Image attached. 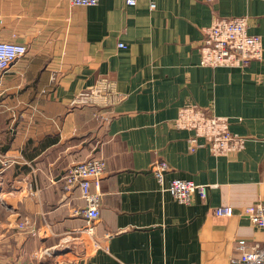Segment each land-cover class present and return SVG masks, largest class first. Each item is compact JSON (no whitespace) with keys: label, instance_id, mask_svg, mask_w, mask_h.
<instances>
[{"label":"crops","instance_id":"1","mask_svg":"<svg viewBox=\"0 0 264 264\" xmlns=\"http://www.w3.org/2000/svg\"><path fill=\"white\" fill-rule=\"evenodd\" d=\"M236 17L264 49V0H0V41L28 49L0 88V264H238L239 241L264 244L244 216L264 202V52L244 68L201 64L204 34ZM191 106L228 119L243 149L191 152L194 133L175 124ZM92 158L106 171L88 235L81 192L61 181ZM175 179L207 185L206 199L179 203ZM25 219L38 236L16 229Z\"/></svg>","mask_w":264,"mask_h":264},{"label":"built area","instance_id":"2","mask_svg":"<svg viewBox=\"0 0 264 264\" xmlns=\"http://www.w3.org/2000/svg\"><path fill=\"white\" fill-rule=\"evenodd\" d=\"M99 2L100 0H71L73 5L83 7H94ZM126 3L128 6H135L138 0H126ZM263 52L261 38L249 33L247 17L216 20L204 34L200 45L201 64L212 68H244L253 61L262 60ZM27 53L25 45L0 41V88L10 66ZM175 124L179 129L194 133L189 139L191 152L208 146L213 155L227 156L243 149L244 139L231 132L228 119L211 115L199 107L183 108ZM169 169V164L163 160H156L152 165L153 174L162 187ZM105 171V160L92 158L74 163L62 177L61 182L67 191L77 188L81 192L85 206L76 211V214L85 219L86 225L81 232L88 235H93L95 224L100 219L101 182ZM166 191L179 203L190 204L195 193L206 199L208 186L197 185L186 179H175L171 181ZM216 215L231 217L233 209L227 206L220 207L216 209ZM244 216L257 225L264 235V202L246 207ZM16 229L32 237L39 234L27 219L18 223ZM238 248L241 251L238 264H264V244L248 247L245 241H239Z\"/></svg>","mask_w":264,"mask_h":264}]
</instances>
